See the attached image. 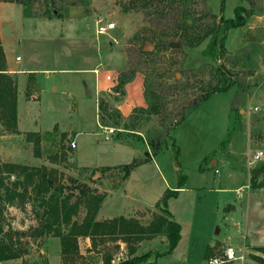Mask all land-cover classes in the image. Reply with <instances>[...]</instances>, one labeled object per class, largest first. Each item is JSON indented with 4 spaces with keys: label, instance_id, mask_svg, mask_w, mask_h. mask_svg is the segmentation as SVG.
<instances>
[{
    "label": "rangeland",
    "instance_id": "374dc122",
    "mask_svg": "<svg viewBox=\"0 0 264 264\" xmlns=\"http://www.w3.org/2000/svg\"><path fill=\"white\" fill-rule=\"evenodd\" d=\"M6 1L0 0V3ZM131 1L36 0L28 7L30 17H24L23 7L16 2L0 5V30L6 64L14 69L29 70L10 75L16 78L21 135L8 133L0 125V136L9 134L2 139L0 150L4 153L0 160L3 159V164L45 168L52 172L65 194L76 197L82 186H89L96 180L76 164L89 163L95 157V150L111 144L96 136L102 132L100 126L120 132L123 125H128L145 140L165 134V146L151 158L167 180L176 175V171L172 174L171 169L177 167L178 177L185 175L188 185L198 188L197 214L193 221L194 228L203 235L202 240L210 237L222 241L224 247L229 244L241 247L238 226L234 224H240V218L236 215L232 220H225L222 209L223 205L234 203L225 194L220 195L213 190L219 188L215 181L224 176L227 168L220 165L219 172L214 173L206 167L205 156L223 152L221 147L229 139L236 157L245 162V152L249 150L253 154L256 149L254 141L264 148V0H259L258 9L246 19L244 26L227 32L225 54L216 61L203 55L209 37L198 45L189 43L180 48L167 45L184 36H202L219 22L220 15L232 18L234 8L237 5L247 8L246 2L193 0L186 4H169L150 0L148 8H142L141 2H137L134 9L122 12L120 4L127 6ZM98 17L114 21L115 29L96 36L95 20ZM184 19L186 26L180 27ZM144 38L154 46L148 55H141L138 51ZM98 66L111 74L113 82H102L94 77L90 69ZM218 67H224L226 76L242 84L244 89L235 85L225 92L211 94L185 121L170 131L175 114L184 103L216 85L220 79L216 71ZM130 70L134 73L130 82L143 87L144 107L125 103V86L121 90L117 88L118 76ZM151 102L157 105V114L144 112ZM253 106L259 110L253 111ZM139 108H144V111ZM55 126L57 131L47 139L44 137L35 147V137L28 134L39 132L42 135ZM70 130L81 133L76 141V162V156L73 157L67 149L74 134ZM61 132L68 134L63 144ZM126 136L138 140L135 135ZM29 139L31 141H27ZM63 148L68 150L66 157L62 155ZM174 148L178 150L176 158ZM125 159V164L132 161L129 157ZM147 174L154 175L152 172ZM4 176L10 182L15 180L14 176ZM114 177L115 184L120 177L117 169ZM202 187L206 190H200ZM82 216L83 213L79 214V220ZM35 219L28 203L23 210L6 209L3 212L5 229L10 226L14 230L25 231L31 223L36 224ZM28 241L29 254L25 258L32 264L40 261V256L45 258L39 249L55 251L59 239L45 236L38 241ZM199 241L200 238L193 240L184 263L168 264H204L207 244ZM254 241L262 243L259 238ZM78 244L82 250L79 239ZM117 251V243L111 239L100 243L99 239L93 252L79 254L74 264H101L104 256ZM126 253L123 264L139 257ZM220 253L218 251L217 255ZM55 259L51 255L50 264H55ZM169 260L163 258L161 264H167ZM5 264L20 263L7 261Z\"/></svg>",
    "mask_w": 264,
    "mask_h": 264
},
{
    "label": "trees",
    "instance_id": "16d2710c",
    "mask_svg": "<svg viewBox=\"0 0 264 264\" xmlns=\"http://www.w3.org/2000/svg\"><path fill=\"white\" fill-rule=\"evenodd\" d=\"M36 0H7L6 2H16L23 8L24 17H30V8ZM150 0H132L127 6L120 4L122 12H129L134 9L137 2H141L142 8H148ZM169 4L180 3L186 4L193 0H158ZM247 3L248 7L237 5L233 10L232 18H224L222 15L219 17V22L202 36L194 38L183 37L176 43H169L167 47H182L183 45L192 43V45L200 44L205 38L209 37L203 55L212 61H216L224 56V44L226 41V34L230 30L240 28L246 23V19L255 14L258 9L259 0H243ZM52 2V0H50ZM223 4L221 3V12L223 11ZM148 12L146 16L148 17ZM185 19L182 20L181 26L185 25ZM148 38L142 40L138 51L141 55H148L150 52H145L143 47ZM5 59L2 48L0 46V125L3 130L11 133L18 134L16 125V82L8 74L5 73ZM131 71V72H130ZM122 72L117 79V88L121 90L127 83H129L134 73L132 70ZM219 75V80L216 85L211 86L208 91H204L195 95L190 100H187L181 109L175 114L174 122L169 130L181 124L189 114H191L203 101H205L211 94L217 92H225L232 86H237L243 90V85L235 80H230L226 76L224 67L216 68ZM30 86V85H29ZM30 88V87H28ZM28 92L29 89H27ZM118 92V91H116ZM28 95V93H27ZM146 97V96H145ZM150 102V101H149ZM100 106V105H99ZM144 108L138 110L144 111ZM109 111H112L109 109ZM157 105L151 102L148 112L150 115L157 114ZM112 113V112H111ZM57 131L55 126L52 131L45 132L42 135L39 132H31L28 136H34L35 147L40 145V142L49 138L54 132ZM135 129L128 125L122 126V131L117 133V136L135 135ZM122 133H125L124 135ZM68 134L66 132L60 133V141L66 140ZM47 137V138H46ZM166 136H157L154 138H147L146 143L149 146L150 152L143 158H134L129 164L115 167L120 173L119 181H124L131 171L142 164L149 161L151 156L156 155L165 146ZM27 141H31L30 139ZM173 147H175L173 143ZM64 149V157L69 148ZM70 153V152H69ZM36 156H39L35 152ZM151 154V155H150ZM178 150L174 148L175 158L177 157ZM54 162V161H53ZM112 168H103L102 171H108ZM47 172L45 168L27 167L19 164L2 163L0 164V263L9 260L21 259V264H29L26 260L28 253L29 239L35 241L45 236H52L59 239L60 243V257L62 264H74L79 255L78 238L88 237L92 242V248H95L97 242H104L106 239H111L112 242L121 241L127 245V252L130 255L135 253L136 245L143 240H150L156 236L163 235L166 237L167 247L163 253L148 251L139 257L131 258V260L124 264H158L156 261L148 262L151 255L158 258L162 255H170L177 246L180 239V225L174 220L172 214L168 210V200L176 198L178 189L183 188L186 184V176L180 175L174 189H165L159 200L155 203L154 208L157 212L152 214V218L147 223H141L136 218H125L123 216L104 220L96 221L95 216L99 210L106 194L97 193L96 190L88 189L84 185L79 190L78 196L65 194L60 186L57 184L55 177ZM256 170L252 174H255ZM94 172L92 173V175ZM14 176L15 180L10 182L9 178ZM254 175L251 178L252 187H260L264 184H255L253 181ZM75 198L72 201V198ZM28 203L35 214L34 226H29L25 231L14 230L10 226L7 229L3 225V212L8 207H16L19 210L24 209V205ZM83 213L82 219L79 220V214ZM118 247V246H117ZM256 251L264 255V246L256 247ZM210 248L207 247L205 251V258L210 257ZM41 257L40 261H35L32 264H47L46 258ZM112 253L104 256L102 264H110ZM260 263H264L263 258L255 257ZM123 264V262L121 263Z\"/></svg>",
    "mask_w": 264,
    "mask_h": 264
},
{
    "label": "crops",
    "instance_id": "0c3cea01",
    "mask_svg": "<svg viewBox=\"0 0 264 264\" xmlns=\"http://www.w3.org/2000/svg\"><path fill=\"white\" fill-rule=\"evenodd\" d=\"M5 3H0V5ZM0 46L4 54L6 74L16 75L18 73L29 71L14 69L7 66L5 53L3 50L1 30ZM93 69L94 68L90 70L92 71ZM11 77L16 82V78H14L13 76ZM98 80L105 82L102 76H99ZM136 93L139 95V97H137ZM124 100L125 103L127 102L129 105H132L134 107H144L142 85L134 81L127 83L125 85ZM17 105L18 103L16 101V129L18 135H21V132L18 129L19 120ZM253 108H257V110H259L257 106H253L252 109ZM227 123L228 122H226V126ZM70 131L72 132L73 130ZM73 133L74 134L72 141L75 142V148L70 149L69 152L73 155V157L76 156V162L78 158V155L76 154V141L78 137L81 136V133L75 131H73ZM8 136L9 134L0 136V145L3 144L2 139H6V137ZM96 136L98 138L100 136L103 137L105 141H110L111 144L103 146L101 149L95 150V157L89 163H84L83 165L76 164L78 168H82L87 172H90L91 175L94 172L91 178L96 180L91 182V184L87 188L96 190L97 193L106 194L99 210L96 213L95 220L104 221L123 216L125 218H136L141 223L149 222L152 218V214L154 212H157V210L154 208V205L159 200L165 189H174L176 187V183L178 181L177 167H172L171 169L172 174L176 171V175H172L171 178L167 180L165 174L160 170V167L158 166L156 161L151 158L149 161L143 162L142 164L134 168L124 181H119V179H117L116 183L114 184L113 180L115 178L114 175L116 170L114 168L124 165V160H126V157H129L132 160L137 157L143 158L141 157L143 154V156H145L150 152L149 146L147 145L146 140L144 138H141L140 134H138L140 138L136 137L138 140H132L130 136L118 137L117 133L105 138L103 131L100 133H96ZM224 143L225 144L221 147L223 152H221L220 154H212L208 157L205 156V161L207 162L206 167L211 168L214 173L219 172L220 165H224L227 168L224 176L219 177L215 181L219 188H215L213 190L214 192L218 191L220 195L225 194V197H228L229 199L231 198L234 203H227L225 204L226 206L223 205L222 209L224 212L225 220H232V217L236 215L240 218V224H238V222L234 224L238 226L236 228L240 234L241 247H235L231 244L229 245L236 248V251H240V253L243 255V261L239 262V264H264L254 259V256H259V258L264 259V255L255 250L256 247L264 246V185L260 187L251 186V178L253 175V181L255 182V184H264V148L262 146H259L258 141H254L256 146L254 153L257 151H261L263 155L261 156L259 161L253 164L252 167H248L247 161L245 162L242 158L236 157V154L233 151L231 139L226 140V142ZM2 153H4V151H2L1 149L0 155H2ZM245 153L246 156L250 154L249 150ZM3 162V159H1L0 164ZM108 167L112 169L108 171H102L103 168ZM254 170H256V173L252 174ZM151 172L154 174L153 176L147 174ZM140 173L147 174V176L144 174L141 175ZM155 180L157 182L154 183ZM197 190L198 188L189 186L186 182L183 188L178 189L177 197L168 200V210L172 214L174 220L180 225V239L177 243V246L170 255H162L158 258H155L154 255H151L148 259V262L156 261L158 264H161V260L163 258H166L170 259L167 264L179 261H181V263H184L186 261L187 255L189 256L191 243L197 238H200L201 241L199 242H202L201 244H207L206 246L210 248V256H214L218 251H222V249L224 248V246L222 245V241H217L215 239H211L210 237L205 238L203 241V235L200 234L199 229L197 230L196 228H194L193 219L195 214H197ZM200 190L206 189L205 187H202V189ZM219 196L218 199L220 198ZM8 209H14V211L19 210L16 207H8ZM199 215H202V213H199ZM33 223H31L30 226L35 225V223ZM257 238H259L262 243H255L254 240H257ZM78 239L81 240L83 245L82 251L80 244H78L79 254H90L91 252H93L94 248H92V242L90 238L79 237ZM38 240L39 239H36V241ZM227 240H230V238H227ZM57 243L58 244L55 248V251H44L43 249H39V253L45 255L47 264H50L51 255L54 257V259L56 258L55 264H62L60 257V243L59 241ZM115 243H117V245H119V243L124 244L123 248L127 251V245L125 243L121 241H117ZM166 247V237L163 235L156 236L150 240H143L139 242L136 245L135 253L133 254V256H141L142 254H145L150 250L153 252L163 253L166 250ZM102 260L103 258L100 260L101 264ZM205 260L206 258L204 253L203 261L205 262ZM9 261H16L20 264L22 262L21 259ZM6 262L7 261H4L0 264H5Z\"/></svg>",
    "mask_w": 264,
    "mask_h": 264
},
{
    "label": "built area",
    "instance_id": "2783aa9c",
    "mask_svg": "<svg viewBox=\"0 0 264 264\" xmlns=\"http://www.w3.org/2000/svg\"><path fill=\"white\" fill-rule=\"evenodd\" d=\"M115 27H116V23L114 21H108L102 17H98L95 20V35L96 36L105 35L107 32L115 29ZM18 59L19 58L17 57L16 60ZM91 73L94 75L96 79L103 74L102 77L105 82H113V78L111 74L103 71L102 66H98L94 68L91 71ZM256 110L257 108H253V111H256ZM100 128L102 129L105 138L115 134L116 131H118L111 127H101L100 126ZM69 147L71 149H74L75 142L74 141L70 142ZM262 155L263 153L261 151H257L253 154H248L246 156L247 166L252 167L254 163L260 160ZM123 246L124 244L119 243V251H117L116 253L112 255L110 264H121L123 261H125L127 257V253H126V250L123 248ZM243 258L244 257L241 253L240 254L237 253L236 248L229 245L222 249L220 255L216 254L214 256H210L206 258L204 264H232L236 261L238 262L243 261Z\"/></svg>",
    "mask_w": 264,
    "mask_h": 264
},
{
    "label": "water",
    "instance_id": "95a60500",
    "mask_svg": "<svg viewBox=\"0 0 264 264\" xmlns=\"http://www.w3.org/2000/svg\"><path fill=\"white\" fill-rule=\"evenodd\" d=\"M145 52H151L154 49V46L152 43H150L149 41H146L144 43V47H143Z\"/></svg>",
    "mask_w": 264,
    "mask_h": 264
}]
</instances>
